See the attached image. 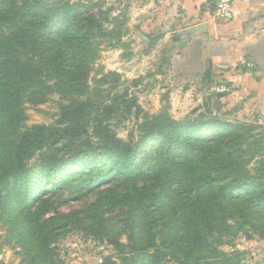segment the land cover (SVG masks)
Wrapping results in <instances>:
<instances>
[{
	"label": "trees",
	"instance_id": "trees-1",
	"mask_svg": "<svg viewBox=\"0 0 264 264\" xmlns=\"http://www.w3.org/2000/svg\"><path fill=\"white\" fill-rule=\"evenodd\" d=\"M3 1L7 10L0 12V208L11 204L14 196L30 208L50 188L95 189L118 180L142 183L129 197L141 214H156L174 200L177 191L170 186L183 167L196 161V144L209 153L216 144L220 148L215 172L204 167L183 179L182 193L192 197L187 212L198 231L186 237L174 234L169 226L165 232L163 227L154 230L155 220L146 222L143 230L132 222L126 244L110 241L116 258L106 257L100 264H239L238 252L226 255L220 248L231 246L245 227L264 226V160L252 171L240 164L241 126L216 118L210 102L203 105V119L177 121L165 112L141 117L128 88L118 93L120 74L102 73L92 86L80 78L90 59L88 40L103 35L98 18L81 9L70 12L69 7L68 12H33L47 8V0H35L34 6L31 0ZM47 25L60 34V47H48L42 40L40 31ZM52 93L68 99L60 105L55 123L25 126L24 104L29 100L42 104ZM112 113H133L139 120L137 140L132 133L126 140L116 137L106 120ZM231 142L235 149L225 151ZM153 150L151 164L141 168L138 157ZM34 158L38 167L33 172L29 163ZM166 172V187L152 191L151 178ZM251 173L256 179L245 180ZM36 179L42 180L31 186ZM95 227H87L95 237L113 232ZM47 240L44 235L38 243ZM44 247L41 256L33 257L34 264H47L46 257L54 261V249Z\"/></svg>",
	"mask_w": 264,
	"mask_h": 264
},
{
	"label": "rangeland",
	"instance_id": "rangeland-1",
	"mask_svg": "<svg viewBox=\"0 0 264 264\" xmlns=\"http://www.w3.org/2000/svg\"><path fill=\"white\" fill-rule=\"evenodd\" d=\"M1 2L3 3L0 4V12L4 9L6 11L5 1ZM47 2V8L41 7V10L33 12H68L69 7L72 10L70 12L81 9L82 12H90L100 20L103 35L88 40L91 47L90 59L86 70L80 75V78L87 80L90 86L94 84L93 79L99 78L100 74L116 72L120 74L119 84H122L119 85L118 93L120 94L123 88H128L130 96L136 98L141 108V117L165 112L177 121L186 118L203 119L200 114L204 109L200 108L201 103L196 100L198 95L204 98V94L198 91L199 86H195L194 89L188 88L190 92L187 93H175L172 90L169 83L172 74L168 73L169 52L165 53L168 48L151 44L138 45L133 51L132 58L128 59L131 46L126 39L127 9L130 6H126L127 0H47ZM64 3L67 5L62 7ZM34 5L35 0H31V6ZM54 28L55 26L47 25L40 32L47 46L56 48L63 42ZM67 102L66 97L57 93L50 94L42 104L29 100L24 104L26 118L23 124L27 127L54 124L58 119L60 105ZM193 112L194 114H191ZM212 114L217 115L216 118L241 126L238 133L240 141L237 140L240 164L251 171L261 168V161L264 160V112L253 105L238 107L236 104L229 108L214 110ZM106 120L118 139L126 140L130 133L135 140L138 139L136 124L139 120L133 118V113L117 115L112 113ZM88 136L91 137V134ZM200 145L201 143L196 144L194 150L197 154L196 161L189 167L196 172L190 171L188 167L180 170L175 184L170 186L171 190L177 191L174 200L156 214H141L129 197L133 194L134 187L142 186L140 182L127 183L117 180L95 189L82 190L70 186H65L59 191H52L50 188V193L37 198L30 208H26L27 205L24 207L14 196L11 204H5L0 208V264H34L33 257L37 254L41 256L46 244L47 250L54 249L56 254L53 256L54 261L50 262L49 257L45 258L47 264H100L106 257L116 258L117 250L110 241L118 240L126 244L127 227L132 222L138 223L143 230L146 228V222L155 220L154 230L163 227L162 231L165 232L169 226L174 234L193 236L198 229L187 212L192 197L182 193L185 186L183 179L190 173L198 174L204 167L215 172L214 167L219 161L218 145L212 144L210 153L208 148L202 149ZM223 148L225 151L234 150V142ZM153 152L154 150L138 157L137 163H142L141 168H147L151 164ZM37 165L38 162L34 158L29 163V169L36 171ZM167 174L168 172L165 175L159 173L155 178H151L152 191L158 192L162 187H166ZM253 177L254 174L251 173L245 180L256 179ZM38 180L36 179L31 186ZM27 209L32 211L29 213ZM133 211L136 212V216ZM88 226H96L95 229L97 226L111 228L113 232L111 235L95 237L88 231ZM44 235H48L47 242L38 243ZM220 250L226 255L238 252L235 257H238L239 264H264V226L251 224L245 227L232 241L231 246L226 245ZM44 262L38 261L36 264Z\"/></svg>",
	"mask_w": 264,
	"mask_h": 264
},
{
	"label": "crops",
	"instance_id": "crops-1",
	"mask_svg": "<svg viewBox=\"0 0 264 264\" xmlns=\"http://www.w3.org/2000/svg\"><path fill=\"white\" fill-rule=\"evenodd\" d=\"M216 2L127 0L128 59L138 45L165 46L175 93L199 86L200 108L210 102L213 111L238 104L264 112V0H232L230 21L215 17Z\"/></svg>",
	"mask_w": 264,
	"mask_h": 264
},
{
	"label": "built area",
	"instance_id": "built-area-1",
	"mask_svg": "<svg viewBox=\"0 0 264 264\" xmlns=\"http://www.w3.org/2000/svg\"><path fill=\"white\" fill-rule=\"evenodd\" d=\"M231 5H232V0H217L214 8L215 17L223 21L232 20L233 14H232Z\"/></svg>",
	"mask_w": 264,
	"mask_h": 264
}]
</instances>
